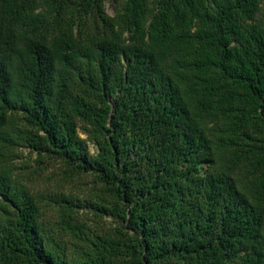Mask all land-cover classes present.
Masks as SVG:
<instances>
[{
    "label": "trees",
    "instance_id": "obj_1",
    "mask_svg": "<svg viewBox=\"0 0 264 264\" xmlns=\"http://www.w3.org/2000/svg\"><path fill=\"white\" fill-rule=\"evenodd\" d=\"M106 1L0 0V264H264V0Z\"/></svg>",
    "mask_w": 264,
    "mask_h": 264
},
{
    "label": "rangeland",
    "instance_id": "obj_2",
    "mask_svg": "<svg viewBox=\"0 0 264 264\" xmlns=\"http://www.w3.org/2000/svg\"><path fill=\"white\" fill-rule=\"evenodd\" d=\"M105 6H106V12L108 13V15L113 16V14H114V4H113V2L110 1V0H107ZM89 151H90V153L94 152V148L91 145L89 146ZM22 152H23V158L17 160L16 162L18 164H20L19 163V162H21L20 160H25L30 166H32V169L34 167H36V163H35L36 157H35V155H31V154L28 153V151H25V150H23ZM48 166L50 167V169H49L50 172L48 173V171H45L47 173H45L44 176H41V177L35 176V179L30 184L31 186L35 187L36 189L41 188V189H46V190H51V189L54 188L53 181H51V180L49 181L48 176H49V174L51 172H53V173L54 172H59V170H58L57 166H55L54 164H50ZM47 174H48V176L46 177ZM85 182H87V180H83V181H81L79 183L80 184L82 183L81 185H83ZM68 189H70V186H68ZM49 214L51 215V213H49ZM83 218H87L86 215H83Z\"/></svg>",
    "mask_w": 264,
    "mask_h": 264
}]
</instances>
